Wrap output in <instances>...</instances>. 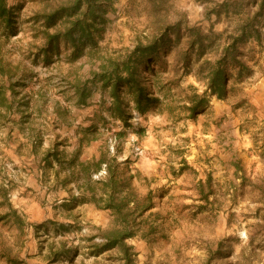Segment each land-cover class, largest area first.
I'll list each match as a JSON object with an SVG mask.
<instances>
[{
    "label": "rangeland",
    "instance_id": "374dc122",
    "mask_svg": "<svg viewBox=\"0 0 264 264\" xmlns=\"http://www.w3.org/2000/svg\"><path fill=\"white\" fill-rule=\"evenodd\" d=\"M54 3L5 0L15 24L7 29L0 21V86L11 103L0 109V215L12 209L23 222L0 221V264H122L115 249L90 253V242H103L99 234L113 219L89 192L64 177L54 180L57 162L46 157L55 147L75 148L79 160L104 158L106 175L96 181L93 173L92 181H104L112 166L121 180L131 177L138 199L151 192L154 207L125 240L135 264H264V17L260 39L238 48L245 69L239 75L227 68L224 99L210 93L205 77L226 37L264 0H166L158 10L148 0H113L93 35L101 56L124 54L182 13L205 46L188 50L182 31V41L154 64L150 84L159 104L144 115L130 104L126 124L112 115L99 85L87 104L77 103L73 83L91 77L99 63L88 44L77 58L64 44L49 61L37 51L43 38L34 16ZM183 52L188 72L178 65ZM193 95L206 104L190 115ZM207 178L205 201L199 182ZM149 224L154 231L144 239L140 232Z\"/></svg>",
    "mask_w": 264,
    "mask_h": 264
},
{
    "label": "trees",
    "instance_id": "16d2710c",
    "mask_svg": "<svg viewBox=\"0 0 264 264\" xmlns=\"http://www.w3.org/2000/svg\"><path fill=\"white\" fill-rule=\"evenodd\" d=\"M53 1L55 3L48 8L49 10H41L34 16L35 23L41 24L39 31L43 38L37 51L44 61H49L53 55L59 54V45L64 44L71 49L70 56L77 58L84 52L85 44H88L90 49L87 54L99 63L97 69L92 70L91 77L81 83L79 80L73 83L77 103L87 104L93 94L91 87L99 85L100 89L107 91L112 100V115L125 124L130 117V104L140 115L146 114L159 104V99L152 94L153 86L150 83L153 82L152 76L155 75L154 64L156 65V62L163 58L162 54L166 53V49L172 42L180 43L181 36L184 34L188 50L193 52L195 48L202 50L205 47L199 28L190 26L182 13V17L174 24L165 22L156 30V33L144 39L138 38L133 48L124 54L104 57L99 54L97 48L93 47L95 46L93 35L94 32L100 30V24L107 21L105 11L113 0ZM148 1L155 10L162 8L166 3V0ZM262 17H264L263 4L259 5L258 10L244 20L234 34L226 37V43L219 58L213 63H208V72L205 76L207 89L218 99H224L228 92V66L237 68L238 72L240 71L239 75L242 71L240 68L245 69V65L239 60L238 48L251 40L260 39L257 25ZM0 21L7 29L15 24L5 0H0ZM179 60L181 62L178 65L183 72L191 70L187 53H180ZM9 89L13 90L11 86ZM189 101L190 115L196 114L206 104L204 98L195 95L189 97ZM9 102L5 90L0 86V109L2 107L10 109L11 103ZM26 103L24 104L27 105ZM4 117L5 115L0 110V119ZM90 141L91 139L88 140ZM49 158L54 159L61 169L69 172V175L65 177L66 181L73 183L77 190L89 192L95 207L108 210L112 216V223L99 234L103 242L99 244L90 242V253L98 255L100 252L115 249L118 251V259L122 264H135L132 248L125 243V240L136 236V232L142 225L139 219L154 207L151 192H148L144 198L138 199L130 188L131 177L121 180L116 175L115 167L112 166L107 167L109 174L104 181H92V174L98 172L101 166L107 163L104 158L96 162H81L77 153L68 157L57 150L48 154L46 160L49 161ZM199 188L200 198L208 201V196L211 194L210 178H207L205 183L199 182ZM12 218L18 225H22L23 222L15 210L10 209L0 215V221H9ZM153 231L154 227L149 224L146 230L140 232L141 237L147 239ZM54 251L57 255L62 252L61 250ZM7 261L17 263L10 257Z\"/></svg>",
    "mask_w": 264,
    "mask_h": 264
},
{
    "label": "crops",
    "instance_id": "0c3cea01",
    "mask_svg": "<svg viewBox=\"0 0 264 264\" xmlns=\"http://www.w3.org/2000/svg\"><path fill=\"white\" fill-rule=\"evenodd\" d=\"M63 148L62 147H60V148H51L50 150H49V152H54V151H56L57 150V152H62V153H65V155H68V157H71L73 154H74V152L75 151H73L74 149H72V150H69L68 152L67 151H63L62 150ZM47 152V151H46ZM87 160H89V159H87ZM87 160H80L81 162H86ZM22 163H23V161H22ZM57 164V163H56ZM56 164H54L53 166H54V168H53V170H52V172H53V178H54V180L55 179H59V178H62V177H66L67 175H69V172L68 171H61V168H60V165L59 164H57V166H58V168H57V166H56ZM59 171L61 172V174L59 173ZM58 175V176H57ZM39 177V176H38ZM72 186L73 187H75V185L72 183ZM81 191V190H80ZM82 192V191H81Z\"/></svg>",
    "mask_w": 264,
    "mask_h": 264
},
{
    "label": "built area",
    "instance_id": "2783aa9c",
    "mask_svg": "<svg viewBox=\"0 0 264 264\" xmlns=\"http://www.w3.org/2000/svg\"><path fill=\"white\" fill-rule=\"evenodd\" d=\"M113 148H111L112 150ZM106 175L105 172V165H103L100 170L98 172H96L95 174H93V179H95L96 181L100 180L101 178H103Z\"/></svg>",
    "mask_w": 264,
    "mask_h": 264
}]
</instances>
